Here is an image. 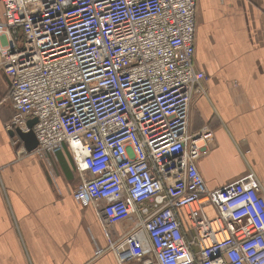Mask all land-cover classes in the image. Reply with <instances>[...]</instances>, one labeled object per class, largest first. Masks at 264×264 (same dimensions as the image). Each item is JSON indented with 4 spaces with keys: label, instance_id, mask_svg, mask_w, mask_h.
Listing matches in <instances>:
<instances>
[{
    "label": "built area",
    "instance_id": "2783aa9c",
    "mask_svg": "<svg viewBox=\"0 0 264 264\" xmlns=\"http://www.w3.org/2000/svg\"><path fill=\"white\" fill-rule=\"evenodd\" d=\"M195 29L196 0H0L4 129L36 119V147H12L43 158L67 145L73 198L129 223L105 249L118 264H264L260 182L208 189L197 167L211 133L187 129L204 93Z\"/></svg>",
    "mask_w": 264,
    "mask_h": 264
},
{
    "label": "crops",
    "instance_id": "0c3cea01",
    "mask_svg": "<svg viewBox=\"0 0 264 264\" xmlns=\"http://www.w3.org/2000/svg\"><path fill=\"white\" fill-rule=\"evenodd\" d=\"M193 65L204 93L192 96L187 129L211 133L197 161L206 186L253 175L264 189V0H196ZM7 84L0 72V99ZM12 114L0 103V264H118L105 249L128 221L106 224L100 205L73 198L80 178L67 145L43 158L18 155L4 129Z\"/></svg>",
    "mask_w": 264,
    "mask_h": 264
},
{
    "label": "water",
    "instance_id": "95a60500",
    "mask_svg": "<svg viewBox=\"0 0 264 264\" xmlns=\"http://www.w3.org/2000/svg\"><path fill=\"white\" fill-rule=\"evenodd\" d=\"M35 123H36L35 118L28 120L27 122L28 131L27 132H22L19 129L9 132V135L11 136H14V135L18 136V138L22 141L25 150L28 152L32 151L37 145V141L32 131V126Z\"/></svg>",
    "mask_w": 264,
    "mask_h": 264
}]
</instances>
